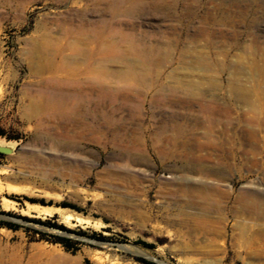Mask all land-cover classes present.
<instances>
[{
  "label": "rangeland",
  "instance_id": "obj_1",
  "mask_svg": "<svg viewBox=\"0 0 264 264\" xmlns=\"http://www.w3.org/2000/svg\"><path fill=\"white\" fill-rule=\"evenodd\" d=\"M0 171L16 264H264V0H0Z\"/></svg>",
  "mask_w": 264,
  "mask_h": 264
},
{
  "label": "bare ground",
  "instance_id": "obj_2",
  "mask_svg": "<svg viewBox=\"0 0 264 264\" xmlns=\"http://www.w3.org/2000/svg\"><path fill=\"white\" fill-rule=\"evenodd\" d=\"M50 105H51L50 102L45 104V106L47 108L50 107ZM207 157L208 156L206 155V158ZM0 173H1V171H0ZM0 190H1V188H0ZM16 192H21V191L19 190ZM11 205H13V202H11L7 199H4V198L2 199V201H1L2 207L7 209V208L11 207ZM23 213H25L27 215H32L36 218L56 216V217H58V220L60 221V223L67 226V227L72 225L73 223L74 224H81L85 221L84 219H82L80 217L74 216V214H72V213L65 212L64 210H60V209L52 210V209L40 208L37 206H29L26 208V210L23 211ZM15 258L18 261H21L23 258V256L19 255L18 250L7 247V246L0 249V264H16V262H13V260ZM26 264H30V262H27Z\"/></svg>",
  "mask_w": 264,
  "mask_h": 264
},
{
  "label": "trees",
  "instance_id": "obj_3",
  "mask_svg": "<svg viewBox=\"0 0 264 264\" xmlns=\"http://www.w3.org/2000/svg\"><path fill=\"white\" fill-rule=\"evenodd\" d=\"M51 227H53V228H57V229H60V230H63V231H65V229L63 228V227H56V226H54V225H52ZM63 242H68V240H62ZM66 247V249H68L69 247L68 246H65ZM143 264H150V263H146V262H142Z\"/></svg>",
  "mask_w": 264,
  "mask_h": 264
},
{
  "label": "water",
  "instance_id": "obj_4",
  "mask_svg": "<svg viewBox=\"0 0 264 264\" xmlns=\"http://www.w3.org/2000/svg\"><path fill=\"white\" fill-rule=\"evenodd\" d=\"M150 261V260H149Z\"/></svg>",
  "mask_w": 264,
  "mask_h": 264
}]
</instances>
